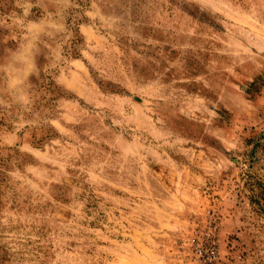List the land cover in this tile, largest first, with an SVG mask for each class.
Listing matches in <instances>:
<instances>
[{
    "label": "rangeland",
    "instance_id": "374dc122",
    "mask_svg": "<svg viewBox=\"0 0 264 264\" xmlns=\"http://www.w3.org/2000/svg\"><path fill=\"white\" fill-rule=\"evenodd\" d=\"M0 264H264V0H0Z\"/></svg>",
    "mask_w": 264,
    "mask_h": 264
}]
</instances>
